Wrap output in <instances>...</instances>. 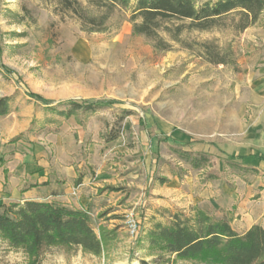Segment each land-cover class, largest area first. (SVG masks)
Returning <instances> with one entry per match:
<instances>
[{"label": "rangeland", "instance_id": "rangeland-1", "mask_svg": "<svg viewBox=\"0 0 264 264\" xmlns=\"http://www.w3.org/2000/svg\"><path fill=\"white\" fill-rule=\"evenodd\" d=\"M131 10L114 12L104 30L89 31L54 0H0V98H9L10 111L31 108L12 140L51 138L61 120L74 119L85 139L78 143L75 135L69 145L82 147L90 173L109 179L100 189L116 197L107 202L109 216L100 208L104 199L83 209L102 237L101 253L54 247L40 264H202L153 247L150 233L176 213L202 210L188 199V185L208 177L215 161L207 155L203 168L194 167L192 158L201 154L196 146L213 144L224 169L231 162L226 149L242 148L240 132L252 124L253 80L264 74V10L244 31L230 21L210 30L186 29L178 40L162 31L166 49L133 32ZM205 42L225 63L210 61ZM33 94L55 103L45 105ZM68 99L115 102L69 116L51 109H66L65 102L57 103ZM251 140L252 152L255 145L264 147V130ZM0 264H27V258L1 242Z\"/></svg>", "mask_w": 264, "mask_h": 264}, {"label": "trees", "instance_id": "trees-1", "mask_svg": "<svg viewBox=\"0 0 264 264\" xmlns=\"http://www.w3.org/2000/svg\"><path fill=\"white\" fill-rule=\"evenodd\" d=\"M62 11H70L89 31L104 30L114 12L131 7L133 32L144 35L156 48L166 49L161 32L178 40L186 29L210 30L230 21L237 31L253 25L264 10V0H54ZM99 12L100 15L94 14ZM214 63L224 58L210 43L203 44ZM36 96L45 105L55 102ZM66 109L51 108L71 115L78 109L95 112L115 100L68 99L57 104ZM53 107V106H48ZM10 112L9 98H0V116ZM191 156L192 153L186 151ZM199 167L205 154L192 158ZM105 236V234H102ZM150 244L175 258L202 264H264V227L253 225L245 233L237 232L225 219H214L204 211L194 215L176 213L167 223H158L150 233ZM22 251L27 264H40L54 247H81L99 254L103 240L93 226L87 211L50 201L25 200L0 204V243ZM141 264H158L141 260Z\"/></svg>", "mask_w": 264, "mask_h": 264}, {"label": "crops", "instance_id": "crops-1", "mask_svg": "<svg viewBox=\"0 0 264 264\" xmlns=\"http://www.w3.org/2000/svg\"><path fill=\"white\" fill-rule=\"evenodd\" d=\"M253 88L252 124L248 130L240 132L245 139L242 148L226 149L231 154L227 156L231 162L224 169L213 144L196 146L198 153L206 157L213 155L210 162L215 163L208 168H214L212 173L216 176L210 172L208 177L202 175L194 179V184L188 185L190 193L187 194L191 203L216 218L227 219L239 233H245L256 224L264 227V147L255 145L251 151V136L261 135L264 130V74L253 80ZM28 109L31 108L24 104L19 111L0 116V204L40 200L86 210L89 204L104 199L106 202H102L100 208L109 216L112 206L107 202L115 201L116 197L107 196V189H100L109 179L100 175L94 177L83 159L82 147L69 145L73 139L76 141L75 135L79 136L78 143L84 141L83 126L69 118L59 122L61 125L51 138L36 139L28 135L12 140L20 133L25 121L21 115ZM250 127L260 130L252 132ZM203 166L202 163L197 168ZM222 172L225 176L218 177Z\"/></svg>", "mask_w": 264, "mask_h": 264}, {"label": "built area", "instance_id": "built-area-1", "mask_svg": "<svg viewBox=\"0 0 264 264\" xmlns=\"http://www.w3.org/2000/svg\"><path fill=\"white\" fill-rule=\"evenodd\" d=\"M128 223H129V226L132 228V231L134 232V233H136V230H137V222H136V220H134V218H129V220H128Z\"/></svg>", "mask_w": 264, "mask_h": 264}]
</instances>
